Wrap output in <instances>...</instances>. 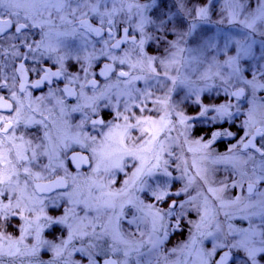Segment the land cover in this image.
Segmentation results:
<instances>
[{
  "label": "rangeland",
  "instance_id": "374dc122",
  "mask_svg": "<svg viewBox=\"0 0 264 264\" xmlns=\"http://www.w3.org/2000/svg\"><path fill=\"white\" fill-rule=\"evenodd\" d=\"M151 1L153 2V0H115L114 4L113 0H99L96 5L97 12H92L91 3H80V7L77 8L79 0H75L70 6L66 5L57 10L54 6L56 2L47 0V6L37 3L35 7L27 9L31 13L38 10L39 15L48 17L51 15H46L47 10L63 16L65 12H73V9H76L81 13H91L96 19L101 18L103 13L111 12L114 6L123 9L122 12L117 11L113 19L122 22L124 26L130 24L133 34L138 36L135 44H138L144 36L159 35L160 37V39L146 40L144 45L147 50L144 49L136 60L143 64L141 68L148 63L146 58L154 57L152 60L161 61L159 64L151 62L147 65L160 72L164 79L162 86L165 100L167 96L170 105L167 108L163 104L150 105L141 112L139 106L142 103L146 104L145 100L135 97L133 105L128 108L129 111H124L122 114L130 117V123H135L138 118L146 119L147 112L152 120L158 121L160 117H168L167 128L159 133L153 145L160 156L159 166L152 169L151 175H143L135 184L131 181L136 167L140 166V160L125 156L124 170H113L115 174L119 173V176L110 179L102 171L97 175H84L83 179L75 180V184L67 192V200L59 197L50 201L42 199L36 188H33L32 184L36 181L33 179H25L22 187H16L15 191H5L0 206L11 202L13 205L11 213L14 216L12 217L11 214L7 218L0 216V264H13L14 254L21 249L14 240L21 237L24 239L31 232L32 228L29 224L24 225L16 218L21 208L22 212L32 219L40 216L48 221L49 218L63 220V223L56 225H51L49 222L50 229L44 233L48 236L47 244L53 245L57 257L53 260V264H88L89 258L95 264H108V261L112 264H122L126 260L124 253L129 247H135L143 242L141 251L148 253L151 248L150 239L161 235L159 221L156 224L158 231L153 233V214L156 210L166 212L167 205L172 200L183 205L182 209L177 207L175 210V213L180 215V227L175 228L177 220L173 216L164 217L163 224L167 227V234L163 236L160 246L151 254L154 264H218L225 253L234 254L233 260L227 264H253L245 247H233V245H237L247 234L250 237L249 246L255 242V246L260 247L259 241L262 237L259 233L264 232V217L261 215L264 209L259 203L262 198L256 194L257 191L253 195L247 194L246 191L245 185L255 179L252 177V164L235 168L232 163L222 158L243 157L244 153L251 151L243 149L244 142L251 136L245 137V133L250 131L253 135L257 127H264L262 123L264 121V48L260 46V41L264 40V35H261L264 32V21H257L255 32L240 23L246 17L251 19L250 13L255 11L257 0H242L240 6L231 3V0H209L207 3L205 0H183V4L181 0H168V8L164 11L168 12L173 24L169 26L167 34L163 31L157 32L155 24L150 22L144 23V30L141 33L137 25L142 18L158 23L156 20L158 0L156 6ZM130 6L131 11H129ZM201 6L209 9L206 20L196 18L195 13L188 14L192 9ZM20 11L23 16L25 9L22 8ZM234 12L238 15H234ZM74 16L70 15L69 22L63 21L62 26L65 29L60 33L52 23L43 24L39 30L41 36L45 31L48 32L51 42L54 43V45L50 43V46L55 48V52L62 55L63 59H67L71 68L82 63L80 74L83 68L85 72L80 77L84 79L86 71L89 72L95 67L87 65L83 51L77 50L85 39L80 35L75 38L62 35L71 33L73 29L76 30L72 28ZM53 21H57V18ZM97 22L106 26L105 23ZM253 41L255 43H252ZM250 43L251 52L246 54L244 49ZM26 44L23 42V45ZM95 48L100 56L106 57V60H117L118 56L126 55V52L119 54L104 46L99 49V44ZM137 48L135 47L134 50ZM39 51L46 58L54 57L48 51L44 52L41 49ZM29 57L28 51L23 52V59L27 61ZM27 66L28 69L32 68L30 63ZM122 69L130 71L128 67ZM168 77H171V80H168ZM254 77V83L249 84L248 82L253 81ZM175 79H178L179 83L177 80L174 81ZM114 90L110 89V91ZM127 90L118 87L117 94H112L108 92L109 90L103 92L101 102L104 110L117 111L121 98L125 96ZM240 91H244V95L238 98L235 93ZM116 96L118 100L115 99ZM151 100L156 101L157 98L152 97ZM222 105L227 106L228 112L232 113L230 118L221 119L214 110L208 111L203 117L199 115L206 107L215 109ZM171 107L173 110H180L185 116L180 114L181 120L183 118L182 128L194 138H199L203 132H207L205 141L200 140L203 142L201 145L194 142L192 146L187 142L184 146L174 138L161 139L164 133L169 134L174 127L175 117L172 115V110H168ZM250 110H252L251 129L245 126V122L249 120ZM197 111L198 119L192 120V113ZM206 117L210 120L207 121ZM22 118L28 120L24 113ZM110 124L114 132H119L120 130L115 129L114 125L123 126L124 121L121 118ZM142 127L150 130L142 132L141 128L130 129L129 137L125 138V145H132L134 142L143 143L144 140L150 139L152 132L158 128L153 125H142ZM225 130L234 135L212 141L214 132ZM108 132V127L101 131L100 138L103 140L99 144L104 141ZM219 141L228 144L224 151L218 148ZM204 145L208 146L204 147ZM92 149L91 147V155H93ZM229 149L234 151L229 153ZM190 151L192 154L198 152V158L191 159ZM177 152L179 155H175ZM165 153L173 158L165 162ZM145 155L148 157V163L152 160L148 166L156 164L154 153L149 152ZM219 163L228 164L230 166L228 170L237 173L238 178L232 180L228 186L224 185L223 179L219 177L218 171L223 172L224 175L226 172L225 165L220 166ZM125 181H129L127 193L116 198V207L112 209L101 207L102 199L98 201L96 198L101 197L102 192H117L124 189ZM141 181L144 183L142 184ZM98 184H104L106 187L99 189ZM152 190H165L169 194L180 192L181 195L179 197L170 195V198L165 197L163 201H157L152 195ZM16 192L21 194L23 205L22 199H18ZM257 193H264V189ZM17 199L19 207H15ZM49 202L53 209L49 206ZM185 209L193 211L191 217L183 213ZM43 226L44 223L41 224V227ZM190 226L197 228L193 232ZM176 232L181 233L174 237ZM37 241L35 245L40 251L42 247ZM26 242L31 241L26 240ZM24 254H27V250ZM97 256L102 259H97ZM134 258L135 253H132L131 257L127 258L128 264H134ZM22 264H25L24 261ZM255 264H264V253L256 254Z\"/></svg>",
  "mask_w": 264,
  "mask_h": 264
},
{
  "label": "flooded vegetation",
  "instance_id": "af4514ba",
  "mask_svg": "<svg viewBox=\"0 0 264 264\" xmlns=\"http://www.w3.org/2000/svg\"><path fill=\"white\" fill-rule=\"evenodd\" d=\"M54 1L56 2V0ZM32 14L36 16L38 22L44 25L48 23L54 24L59 33L65 29L62 26L63 21L69 22L68 19L70 15H75L74 19H72L74 24L72 28H76L75 36L80 35L85 39L77 50L83 51V56L84 59H86L87 65L95 66L93 69H90L89 72L86 71L84 79H81L80 76L85 72V68H83L82 74H80L82 63L71 68L67 59H63L62 55L50 50V43L52 45H54V43L51 42L48 32L45 31L41 36L39 28L32 29L28 33L29 39L27 44L32 45L31 51L27 47V44L23 45V40H0V85L3 86L0 87V98H2L0 99V105L5 102L12 105V109L0 107V114L11 119L12 116L15 115V110L19 105H24L23 113L27 118H31L32 123L26 124L25 122L27 120L21 118V122L16 126L15 135L17 137L22 136L25 142H30V145L26 144L28 151L25 154L27 156H32L33 149H35L37 154L35 161L29 165L33 174L32 177H26L21 169L18 178V186L22 187L25 179H33L36 180L32 184L33 188H36L37 193L42 199L50 201L51 199L54 200L59 197L63 200H67V192L75 184L76 179H83L84 175H97L93 171L96 167V160L93 155H91L90 149L91 147L94 148L98 146L99 142L103 140L100 138L101 131L106 127L109 128L111 125L110 122L118 120L115 119L117 111L123 114L125 107L129 108L133 105L135 97L145 100V103L148 104L146 109H148L150 105L160 106L161 104H163V106L166 105L167 108V106L170 105V100L167 96L165 100V91L162 86L164 79L160 72L152 69L147 65L148 63L144 64L143 68H141L143 64L137 62L136 58L140 56V53L145 49V45L141 47L139 43L135 44L138 40V36L133 34L130 24L124 26L122 22L119 23L113 20L116 23L115 27L109 29L107 22H105L106 26L98 24L97 21L101 22V18L96 19L91 13H81L79 10L74 14L73 12H65L63 16L60 14L57 15L56 12L51 10L46 11V15H51V17L39 15L40 12L38 10ZM61 17H63V19H61ZM48 18L50 21H45V19ZM55 18H57V21H53ZM81 22L84 23L83 27L81 26ZM89 27L93 29L100 28L101 35L97 36L94 32H89ZM125 29L128 31L125 32ZM110 30L113 33L112 39L108 37V32ZM33 33H40V35H34ZM11 35L12 31L10 30L9 36ZM134 36H136V39L132 40L131 38ZM42 38L43 45L37 47L36 45L40 44ZM119 40H124L126 42L121 43L119 48L111 47L112 44ZM105 41H108V43L105 44ZM10 43L18 45L16 49L18 52L23 53L28 51L30 54L29 60L26 61L23 59V54L14 56L12 54L13 50L9 47ZM98 44L100 45L99 49L104 46L112 52H119V54L126 52V55L118 56V58H116L117 60H106V57L98 54L95 48ZM135 47L138 48L134 50ZM39 49L44 52L48 51L52 53L54 57L46 58ZM122 59L125 61L124 64L120 63ZM151 62L159 64L161 61L151 60ZM28 63L32 65L31 69H28ZM107 64L112 67L110 68L108 76L104 77L100 75V73ZM21 65H23V71H21ZM133 65H135V67H133ZM126 67L130 69L129 72L122 69ZM46 71L49 74L60 72V75L58 77L50 75L48 80H43ZM121 71L127 72L128 76L121 77L119 75ZM142 75L143 77H140ZM136 77L137 79L135 80ZM167 79L171 80V77ZM176 80L179 83L178 79L174 81ZM37 81L42 82L38 87H33ZM177 82L175 83L177 84ZM21 84L25 86L24 91H21ZM118 87L127 88L128 90L125 92V96L121 98L117 111L104 110L101 102V94L108 90V92L112 94H117L116 89ZM66 88L71 91L72 95H68L63 91ZM111 88L115 90L110 91ZM146 92L151 93L148 99H145ZM13 93L16 95V100L12 99ZM152 97H156L157 100L152 101ZM115 99L118 100V97L116 96ZM86 103H88V105H86ZM29 105H31V109L35 111H32ZM73 109L78 110L73 111ZM93 109H95V111H93ZM209 109L212 110L210 107ZM168 110H172V115L175 117L174 127H172L169 134L164 133L161 139L164 140L168 138V140H172L174 138L179 140V137H177L179 131L178 126L181 124L180 114H183L180 110H173L172 107ZM197 114L198 111L192 113V116L196 117V119L192 120L198 119ZM145 117H150L149 112L145 114ZM167 118L166 116V122L168 120ZM94 120H102L103 124H97L94 127L92 123ZM206 120L208 121L210 119L206 117ZM37 121H43V123H37ZM45 125L47 127H45ZM46 133L47 136L45 135ZM74 138H78L80 143H75ZM259 139L260 138L257 140V147L259 145ZM158 141L160 142V140ZM16 143L19 144L21 141L17 140ZM64 143H70L71 147L65 149L63 147ZM37 145L41 147H37ZM45 151L48 152V155L42 154ZM178 153L179 152L175 155H179ZM72 156L86 157L87 159L86 161H72ZM164 157L165 162L173 158V156H169L167 153H165ZM195 158H197V156L191 152V159ZM256 159L259 160V156H257ZM151 161L152 160H150L148 164H150ZM37 176L40 178H36ZM114 176H119V173ZM73 177H75V180H73ZM57 180H64L68 184V187H53L52 185ZM249 183L250 182L245 186ZM37 185L40 187L38 188ZM175 185H177V183H175ZM255 185H257L255 192L264 189V182H259V187L258 183ZM16 195L18 199H22L23 205L24 200L21 194L16 192ZM2 197L3 195H0V201ZM49 206H51L50 202ZM11 216L13 217L14 214H11ZM16 218L22 221L24 225L29 224L32 229L24 239L17 238L14 240L17 245L21 246V249L14 254V258L11 256L13 258V264L14 261L15 264H22V261H24L25 264H53V260L57 257L53 245H48L46 242V237H48L47 234H44L50 229L49 221L40 216L36 219H32L26 213L22 212V208L18 210ZM42 223H44L45 226L41 227ZM26 240H30L31 242L27 243ZM36 240H38L37 243L42 247L40 251L37 245H35ZM26 250L27 254H24ZM233 256V253L232 255L229 254L225 264L230 263L233 260ZM2 260L4 261V259ZM45 261H47V263H45ZM110 264H112V262H110Z\"/></svg>",
  "mask_w": 264,
  "mask_h": 264
},
{
  "label": "snow or ice",
  "instance_id": "6c2138e0",
  "mask_svg": "<svg viewBox=\"0 0 264 264\" xmlns=\"http://www.w3.org/2000/svg\"><path fill=\"white\" fill-rule=\"evenodd\" d=\"M72 0H56V4L54 5L57 10H60L64 8L66 5L70 6ZM115 4V0H113ZM205 2H209V0H205ZM242 0H231V3L240 6ZM37 3L44 4L47 6V0H0V40H10V41H19L23 40L25 43H27L29 36L28 33L32 29L36 28H42L43 24L37 21V18L34 14L27 11V9L35 7ZM80 3L89 4L91 3L90 11L97 12L96 5L99 3V0H79L77 3V8L80 7ZM181 4H183V0H181ZM153 5H157V0H153ZM137 7H140L137 5ZM214 7V5H213ZM25 9L24 15H21V9ZM168 8V0H158V6H156V22L152 21H146L145 19H141L139 27L141 33H143L144 30V23L150 22L154 23L156 26L157 32L163 31L164 34H167L169 26L173 24L172 18L169 16L167 11H164V9ZM76 9H73V14L75 13ZM117 11H123V9H117L115 6L113 7L111 12L103 13L101 14V23L107 22L109 25V29H112L115 27V23L113 21V17L115 16ZM129 11H131V6L129 7ZM170 11V10H169ZM209 9L208 7L201 6L198 9H192L189 11V15H192L195 13L196 18H199L201 20H206L208 17ZM234 15H238V13H233ZM251 19L246 17L244 20H241L240 23L243 24V26L247 29L252 30L253 32L256 31V24L257 21H264V0H257V7L253 13H250ZM105 17H107V20H105ZM63 19V17H61ZM81 26H84V23L81 22ZM12 31V35L9 36V31ZM89 32H94L97 36L101 35V29L100 28H88ZM128 30L125 29V32ZM191 31V30H190ZM34 35H40V33H33ZM62 35L65 36H75V29L71 33H63ZM261 35H264V32L261 33ZM109 39L113 38V33L110 30L108 32ZM150 39H160L159 35L155 37H149L144 36L140 39L139 43L141 47L144 45L146 40ZM126 41L119 40L116 43L112 44L111 47L113 48H119L121 43H124ZM108 41H105V44H107ZM252 43H255L253 41ZM43 45V38L41 39L40 44H37V47H41ZM261 48H264V40L260 41ZM9 47L13 50L12 54L14 56H20L23 53L16 51L18 45L16 44H9ZM27 47L31 51L32 45L27 44ZM51 51H56L55 48H51L49 46ZM252 48V44H248L247 47L244 49L245 53H250ZM148 60L149 65L151 64V60L153 58H146ZM143 62V61H141ZM121 64H124L125 61L122 59L120 60ZM135 67V65H133ZM21 71H23V65L20 66ZM109 70V66L105 65V69H103L100 73V75L107 74V71ZM239 71V69H236ZM56 76L58 77L60 75V72H53L48 73L45 72V75L43 77V80H48L49 76ZM121 77L128 76L127 72L121 71L119 73ZM255 80V77L253 78V81H249V84H253ZM42 81H37L36 84L33 85V87H38L39 84ZM0 87H3L0 85ZM21 91H24V84H21ZM64 92H66L68 95H72L71 91L69 89H64ZM241 92L235 93V95L239 96L241 95ZM151 96L150 92L145 93V99H148ZM2 99V98H0ZM12 99L16 100L15 93L12 94ZM2 108L6 109H12V105L5 102L4 104L0 105ZM147 105L141 104L139 106V109L141 112L146 110ZM29 108L31 109V105H29ZM24 105L20 104L19 107L15 110V115L12 116L11 119H8L7 117L0 114V195H4V192L7 190H16V187H18V178L20 175V170H23V173L26 175V177H32V172L29 167L30 164H32L33 161L36 159V151L35 149L32 150V156L29 157L25 153L28 151V148L26 147V144L30 145V142H25L23 140V137H17L15 135L16 126L19 125L22 118ZM32 111H35L34 109H31ZM78 109H73V111H77ZM209 108H204L203 111L199 113L201 117L205 116L206 113L209 111ZM216 111L219 114V118L224 117H231L232 113L228 112L227 106H220L219 108L212 109ZM95 111V109H93ZM129 109L125 107V112H128ZM251 111L249 113V120L245 122V126H247L249 129L252 127V118H251ZM123 119L124 124L123 126L116 124L114 125L115 129H119V132L113 131V126H109V132L105 134L104 141L101 142L97 147H94L92 149L93 157L96 160V167L93 170L94 173L99 174L101 171L109 176L111 179L112 176L115 175V172L113 170L117 171H123L125 162L124 157L129 156L132 157L133 160L139 159L140 160V166L136 167L135 172L133 173L132 183L135 184L137 180H140V178L147 174H152V169L159 166V160L160 156L158 153H156L155 148L153 145L156 143L157 136L160 132H163L165 128H167V123L165 121V117H160V119L152 120L151 118L146 119H136L135 123H130V117L128 115H123L120 112H117L115 119ZM192 119H196V117H193ZM216 119V118H214ZM31 118L29 117L28 120L25 122L31 123ZM183 122V118L181 120ZM37 123H43V121H37ZM93 126L97 124H103V121H92ZM264 123V121H262ZM142 125H153L158 126L157 130L152 132L151 138L148 140H144L143 143L137 144L133 143L132 145H125V138L129 137V131L130 129L135 128H141L142 132H148L150 129L143 128ZM45 127H47L45 125ZM47 136V133L45 134ZM234 134L230 131H217L214 132L212 135V141L216 140L217 138L221 137H231ZM252 135V133L246 132L245 137ZM255 136H259V147H257L255 144H253L252 140H248L247 143L243 144V147L245 149H249L251 151L244 153V156H233V157H224L222 159L228 160L230 163H232L233 167L239 168L242 165H248L249 163L252 164L251 172L253 179L248 184V191L249 193H252L254 191V185L259 182H264V127H257L255 131ZM118 137V138H117ZM139 139V138H138ZM20 140L21 143L17 144L16 141ZM94 140V138H93ZM212 141H209L211 143ZM75 143H80V140L78 138H74ZM243 143V138L242 141ZM208 145H204V147H207ZM37 147H41L40 145H37ZM63 147L65 149H68L71 147L70 143H64ZM161 151L163 150V145H160ZM234 149H229V153H232ZM152 152L154 153V158L156 160V164H152L151 166H148V157L145 155L146 153ZM43 155H48V152L45 151L42 153ZM259 156V160L256 159V157ZM86 157H78V156H72L71 160H81L86 161ZM79 166V165H77ZM242 175H247V173H242ZM36 178H40L37 176ZM73 180H75V177H73ZM143 184L144 182L141 181ZM129 184V181H125V188L121 189L117 192H107L101 194V197H97L96 199L100 201L102 199L101 207L105 209H112L116 207V198L125 196L127 193V185ZM53 187H63L67 188L68 184L64 180H57L52 185ZM39 188L40 186L37 185ZM106 187L104 184H98L97 188L103 189ZM166 187V182H165ZM45 190V189H42ZM142 190V189H141ZM186 190V189H185ZM152 195L155 197L157 201H163L165 197H169L170 195H175L176 197H179L181 195L180 192H176L174 194H169L165 190H152ZM258 196H260L262 199L259 201L260 206L262 209H264V193H257ZM106 197V198H104ZM13 205L11 202L9 204H5L3 206H0V216H3L7 218V216L11 213ZM15 207H19V200H17V204ZM122 207V205H121ZM177 207L183 208V205L178 204L176 200H172L170 204L167 205V211L163 212L161 210H156V212L153 214V233L157 232L158 229L156 227L157 221L160 222V229L161 235L157 236L155 239H150L151 248H149L148 253H144L141 251V248L143 247V242L136 245L135 247H129V249L124 253L126 260L122 262V264H128V259L131 257L132 253H135L134 258V264H154V261L151 257L152 252L157 249L160 244L162 243L163 236L167 234V227L163 224V219L165 216H173L177 220V223L175 225V228L180 227L179 219L180 215L175 213V210ZM151 208V206H149ZM262 217H264V211L261 213ZM49 222L51 225L61 224L63 223V220L58 219H52L49 218ZM26 231V229H25ZM255 235V233L253 234ZM259 235L262 237V239L259 241L260 247L255 246V242L252 243V246H249V240L250 237L245 234V238L241 240L237 245H233V247H245L247 249V255L250 259H252L253 264H255V256L258 252L264 253V232L259 233ZM23 239V237H21ZM211 255V253H209ZM228 253H225L223 257H221L218 264H225L226 260L228 259ZM145 257H148L145 259ZM88 264H95L94 261L89 258Z\"/></svg>",
  "mask_w": 264,
  "mask_h": 264
},
{
  "label": "trees",
  "instance_id": "16d2710c",
  "mask_svg": "<svg viewBox=\"0 0 264 264\" xmlns=\"http://www.w3.org/2000/svg\"><path fill=\"white\" fill-rule=\"evenodd\" d=\"M152 2V1H151ZM153 3V2H152ZM114 20V19H113ZM183 117H185L184 115H183ZM195 117V116H194ZM178 128H179V131H178V135H177V137H179V141L184 145V146H186V143L187 142H189L192 146H193V143L194 142H197L199 145H201L203 142L202 141H205V137H206V134H207V132L206 133H202V136L201 137H199V138H194L190 133H188V132H186V131H184L183 130V128H182V124H180L179 126H178ZM200 140H202V141H200ZM219 144H218V148L219 149H221V150H225L226 149V147L228 146V144L227 143H224V142H218ZM214 144V142L212 143V145ZM191 154V153H190ZM196 156H197V158H198V152H195L194 153ZM219 165L220 166H224L225 164H222V163H219ZM226 165H227V167H226ZM225 165V168H226V172H225V175H224V173L223 172H219L218 171V174H219V177H221L222 179H223V183H224V185H226V186H228L231 182H232V180H234V179H237L238 177H237V173H235L234 171H230V170H228V168L230 167L228 164H226ZM218 169L220 168L219 166L217 167ZM242 188H243V186H242ZM229 195H231L230 193H228ZM232 197H234L233 195H232ZM183 213L184 214H187V215H189L190 217L192 216V213H193V211L192 210H190V209H185L184 211H183ZM173 223V222H172ZM172 227H174V226H172ZM191 230H193V232L196 230V228H197V226H195V227H189ZM187 229V228H186ZM189 231V230H188ZM179 233H181V232H176V233H174V237H177V236H179ZM97 259H102V258H100L99 256H97ZM101 264V263H100Z\"/></svg>",
  "mask_w": 264,
  "mask_h": 264
},
{
  "label": "water",
  "instance_id": "95a60500",
  "mask_svg": "<svg viewBox=\"0 0 264 264\" xmlns=\"http://www.w3.org/2000/svg\"><path fill=\"white\" fill-rule=\"evenodd\" d=\"M131 39H132V40H135V39H136V36L132 37ZM107 65H108V64H107ZM108 66H109V70L107 71L106 76H108L109 71H110V68L112 67V66H110V65H108ZM104 69H105V67H104ZM102 76L106 77L105 75H102ZM240 92H241L242 94L239 95V96H237L238 98H240V97H242V96L244 95V91H240ZM255 131H256V130H255ZM254 135H255V134H254ZM254 135H252L249 139H247V140L245 141V143H247L248 140H252V141H253V144H255V145L257 146V140H258L259 136H255V138H253ZM243 149H244V150H248V149H245L244 147H243ZM256 188H257V185H254V191H253L252 193H249V191H248V185H247V186H246L247 194H249V195L254 194ZM109 264H110V262H109Z\"/></svg>",
  "mask_w": 264,
  "mask_h": 264
}]
</instances>
